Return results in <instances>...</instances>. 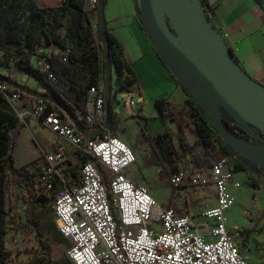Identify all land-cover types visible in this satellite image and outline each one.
<instances>
[{
	"label": "built area",
	"instance_id": "obj_1",
	"mask_svg": "<svg viewBox=\"0 0 264 264\" xmlns=\"http://www.w3.org/2000/svg\"><path fill=\"white\" fill-rule=\"evenodd\" d=\"M96 3L85 0L87 17L89 9L96 10ZM219 33L225 39L226 34ZM68 52L65 49L63 56ZM50 55V50L37 49L31 67L47 73ZM8 67L0 69L9 72ZM47 77L53 79L50 74ZM0 94L24 125L25 120H35L58 140L27 171L32 190L50 204L56 230L68 243L65 256L72 264H251L235 243L239 234L227 229L226 214L235 203L229 188L241 187L234 180L230 158L220 156L208 168V175L178 171L169 178L172 187H178L184 179L194 187L213 186L216 204L203 210L200 223L194 225L187 215L161 206L147 187L125 176L135 156L118 137L101 132L85 139L57 112L47 111L44 101L15 93L6 84H0ZM127 102L130 115L140 118V102ZM103 110V82H99L86 93L81 114L86 131L96 130L93 121ZM66 147L72 149L75 164H81L72 179L64 168ZM243 216L251 219L248 212Z\"/></svg>",
	"mask_w": 264,
	"mask_h": 264
},
{
	"label": "trees",
	"instance_id": "obj_2",
	"mask_svg": "<svg viewBox=\"0 0 264 264\" xmlns=\"http://www.w3.org/2000/svg\"><path fill=\"white\" fill-rule=\"evenodd\" d=\"M60 1L61 5L59 6L39 7L34 0H0V66L8 67L12 63L29 77L34 78L41 89L36 92L60 101L79 120L82 127H85L81 114L84 112L87 90L97 86L99 82L104 83V67L101 61L98 24L96 31H94L84 13L85 0ZM201 2L206 13L210 16L207 0H201ZM137 13L138 7H136ZM64 18L67 19L68 25L65 35L60 37L58 34L59 21ZM139 23L141 26L140 21ZM107 43L110 64L115 75L114 82L121 89L134 86L136 80L125 61L122 46L108 32ZM51 47L57 48L58 51L51 52L49 71L43 74L34 70L30 61L35 51L39 48L47 49ZM8 48L13 49L12 56H7L6 50ZM227 48L235 58L232 50L229 47ZM65 49L69 50L67 56L62 54ZM235 60L238 62L236 58ZM47 74H50L53 79H48ZM0 84L4 83L0 81ZM176 85L178 86V84ZM12 90L15 93L25 95L15 88H12ZM114 102V96H111L110 91V116L102 132L111 135H113L111 120ZM45 104L47 111L57 112L63 120L70 123L66 115L59 111L55 105L49 102H45ZM167 106H170L167 99L159 98L154 101L157 116L161 120L171 117L169 119L175 121L171 109H167ZM185 106L188 109L191 125H178L175 140L179 152L171 145L172 138L167 132L158 134L155 137L158 144L165 141V139L168 140L161 145L163 161L171 163L173 157H185L201 147L207 152L212 142H216L220 156L230 158L235 171H245L246 163L234 158L225 148L221 140L208 126L202 112L188 96ZM103 119L104 110L95 117L93 125L98 127L102 124ZM224 121L241 140L250 141V136L243 128L227 119H224ZM26 122L27 120H25V124ZM26 131L24 122L9 110L6 100L0 94V177L8 169L9 173L17 177L30 179V174L27 171L28 167L41 160L42 154L36 140L31 138L30 134L27 133L28 131ZM86 159L85 157L82 161ZM80 165L75 164L65 172H70L71 175L75 176L80 169ZM41 201L48 202L47 199H40ZM40 205L42 204L40 203ZM36 209L35 204L32 205L31 202L26 201L25 222L22 228L36 235L46 232L51 237L52 243L68 245L52 222L43 224L42 219L37 215ZM8 211L3 212L0 210V218L8 217ZM9 219L12 220L11 217ZM3 236L4 234L0 230V242H2ZM68 262L72 264L69 260ZM0 264H5L4 257L1 254Z\"/></svg>",
	"mask_w": 264,
	"mask_h": 264
},
{
	"label": "crops",
	"instance_id": "obj_3",
	"mask_svg": "<svg viewBox=\"0 0 264 264\" xmlns=\"http://www.w3.org/2000/svg\"><path fill=\"white\" fill-rule=\"evenodd\" d=\"M58 3L56 6L61 5L60 0ZM107 3L105 0L104 17L107 32L122 46L125 61L136 80L134 86L125 89L111 87V96H113L112 90L114 88L116 91H121L120 94L123 98L122 103L119 105L114 95L115 102L112 108L111 120L113 135L123 141L133 151L135 156V163L125 171V176L135 184L147 187L151 196L161 206L172 208L179 215H187L192 223L197 225L200 223L199 214L205 209L214 207L216 204L213 186L194 187L189 184L187 179H184L178 187H172L169 183V178L178 171L190 174L201 172L208 175V168L220 157V154L213 148L214 142H212L207 152L201 147L200 155L195 156L196 151L199 150L198 148L193 153L185 156L186 159L187 157L189 159V156H193L192 161L186 160V162H183L181 157H173L171 163L163 161L161 145L168 140L165 139V141L158 144L155 141V137L158 134L167 132L172 138L171 145L179 152L175 137L178 125L181 123L177 124V131L174 129V133H170V130L168 131L165 126L159 129V133L154 135L151 129V122L156 119L157 113L154 111V113L151 112L150 115H147L146 109H155L154 101L159 98L167 99L170 102L171 110L177 106L183 109L185 108L187 96L173 81L151 47L145 32L140 26L133 3L131 4L129 0V6H123V8L114 6L112 3L109 12L108 10L106 11ZM207 3L210 8L213 25L220 32L226 34L224 42L227 47L232 50L245 72L264 85V0H207ZM88 20L92 28H94L96 25L94 14L88 13ZM47 49H50L51 52L58 51L57 48L52 47ZM17 74L21 78L20 80L28 78L22 70ZM111 74L112 78H115L113 69ZM129 99H137L140 102V118L136 119L130 115L131 110L127 102ZM28 126L34 129L32 131L33 133L35 132V135L44 131V128L38 122L28 119L25 128L32 137L33 135L28 130ZM48 133L50 134V137H47L48 140L41 137L42 139H39V142L36 141L41 154L50 152L53 149V145L58 142L53 134ZM155 145L157 150L154 148ZM65 156L67 158L66 165L71 160L75 161L70 147H66ZM245 167V171H235L234 174V180L239 182L241 187L237 190L229 188L235 203L226 214L227 229L230 232L241 234L239 238H235L239 251L251 264H260L261 261L250 257L248 254L250 246V231L248 228L251 224L244 218L243 212L246 210V206L249 205L253 192L249 189L244 190L243 184L256 171L252 164L247 163ZM65 173L68 179H72L77 175L73 176L70 172ZM254 191H257V189ZM248 198L250 199L248 200ZM240 199L244 202L241 207V218L245 219L246 225L236 220L238 211L235 206H237V201ZM253 210L256 214L254 220L264 223L263 210L259 208H254ZM237 229L241 231L239 232ZM245 238L246 245L242 242Z\"/></svg>",
	"mask_w": 264,
	"mask_h": 264
},
{
	"label": "water",
	"instance_id": "obj_4",
	"mask_svg": "<svg viewBox=\"0 0 264 264\" xmlns=\"http://www.w3.org/2000/svg\"><path fill=\"white\" fill-rule=\"evenodd\" d=\"M96 16L104 67V119L94 131H86L79 120L57 99L29 90L0 75V81L23 94L49 102L66 115L77 133L90 139L101 133L110 116L111 64L104 17L105 0H96ZM137 17L170 76L202 112L210 129L238 160L264 168V154L251 148L229 128L216 108L219 97L243 125L264 134V85L250 77L235 60L213 25L201 0H139ZM179 17V19H177ZM181 68L186 71V77Z\"/></svg>",
	"mask_w": 264,
	"mask_h": 264
},
{
	"label": "rangeland",
	"instance_id": "obj_5",
	"mask_svg": "<svg viewBox=\"0 0 264 264\" xmlns=\"http://www.w3.org/2000/svg\"><path fill=\"white\" fill-rule=\"evenodd\" d=\"M39 7H54L59 4V0H34ZM107 7L106 11L112 6H121L123 8L129 6V0H106ZM131 4L138 7L139 0H130ZM87 8H89V4L87 3ZM89 13L94 14V21H96L95 31L97 28V16L96 10H90ZM107 14V13H106ZM58 34L60 37L65 35V30L68 25V21L66 18L61 19L59 21ZM48 51L50 49H47ZM7 56L13 55V49L8 48L6 50ZM9 72L4 69H0V75H7L10 79L22 83L27 88L32 91H39L40 86L35 83L34 78L29 77L24 80H20L18 77L19 70L12 63L9 64ZM183 75L186 77V71L181 68ZM115 78H112V87H117L116 82H114ZM180 88V87H179ZM115 90V91H114ZM121 91H117L113 88L112 95H115L116 102L119 105L122 103L123 98L120 94ZM116 93V94H115ZM216 94V92H214ZM214 94L210 93L211 99L214 102V99H217L216 108L222 118L229 120L230 122L240 126L243 128L248 135L250 136V141L246 142L256 151H259L261 154H264V134L256 132L252 128H250L247 124L243 125V121L238 114H236L230 107L223 102L218 96L215 97ZM156 111L154 108H147L146 114L150 115L151 112L154 113ZM172 113L176 119V122L171 121V117L166 118L165 120H161L158 116H156L155 120L151 122V129L153 134L159 133V129H162L166 126L168 131L174 133V129L176 130L177 124H188L191 125V119L189 118L188 109H182V107L177 106L175 109L173 108ZM156 113V112H155ZM33 126L32 124H30ZM33 129V128H32ZM31 127L28 126V130L33 135L30 136L33 139H36L39 142V139L43 137L45 140H48L47 137H50L49 131L44 129L43 133H39L35 135L32 131ZM34 130V129H33ZM27 132V131H26ZM28 133V132H27ZM29 134V133H28ZM44 134V135H42ZM45 136V137H44ZM39 147V146H38ZM45 148V147H44ZM155 150H157V146L155 145ZM214 149H218V144L214 142ZM47 149V148H45ZM202 148H199L196 151L195 156L200 155ZM193 156L187 157L182 156L183 162L186 160H193ZM75 164L74 160H71L67 165L64 166L65 170L72 167ZM254 166V165H252ZM256 173L249 178L246 179L243 184L244 190H250L253 192L252 198L250 200L249 205L246 206V210L244 212H248L250 214V218L247 219L248 223L251 224L248 230L250 231V242H249V256L252 258H256V260L261 261L260 264H264V223H260L259 221L254 220L255 211L252 209L259 208L263 210L264 215V168H260L257 166L253 167ZM255 184V185H253ZM257 189V191H254ZM40 199H44L41 196H38L33 190L30 184V179L17 177L11 173H9L8 169L5 170L3 175L0 177V210L3 212H7L8 217L0 218V230L3 232L4 236L2 242H0V254L4 257L5 264H59V263H68V258L65 256V249L67 248V244H54L51 241V237L46 234V232H42L40 235H36L33 232H30L24 228H22L25 222V207L26 201L31 202L32 205H36L37 215L42 219L43 224L53 223L54 220L52 217L51 207L49 202L44 203L40 202ZM250 198H248L249 200ZM40 203L42 205H40ZM243 201L240 199L237 201V206L235 209L238 211V215L236 216L237 222L246 225L245 219L241 218V207L243 205ZM243 212V213H244ZM12 218L9 219V218ZM262 217V216H261ZM55 225V224H54ZM238 230V229H237ZM241 231L240 229L238 230ZM241 236L239 234L238 238ZM244 244L246 242V238L242 241ZM246 245V244H245ZM70 261V260H69Z\"/></svg>",
	"mask_w": 264,
	"mask_h": 264
},
{
	"label": "bare ground",
	"instance_id": "obj_6",
	"mask_svg": "<svg viewBox=\"0 0 264 264\" xmlns=\"http://www.w3.org/2000/svg\"><path fill=\"white\" fill-rule=\"evenodd\" d=\"M177 19H179V17Z\"/></svg>",
	"mask_w": 264,
	"mask_h": 264
}]
</instances>
